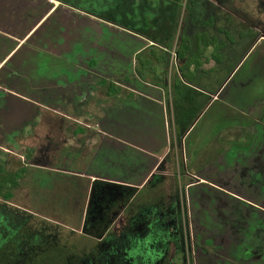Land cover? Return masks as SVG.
I'll list each match as a JSON object with an SVG mask.
<instances>
[{"label": "crops", "instance_id": "obj_1", "mask_svg": "<svg viewBox=\"0 0 264 264\" xmlns=\"http://www.w3.org/2000/svg\"><path fill=\"white\" fill-rule=\"evenodd\" d=\"M88 10L0 0V166L12 162L4 142L35 151L63 178L81 173L85 202L95 178L134 195L185 180L194 263L264 264V36L212 86L205 30L184 59L159 46L158 73L138 59L154 41Z\"/></svg>", "mask_w": 264, "mask_h": 264}, {"label": "flooded vegetation", "instance_id": "obj_2", "mask_svg": "<svg viewBox=\"0 0 264 264\" xmlns=\"http://www.w3.org/2000/svg\"><path fill=\"white\" fill-rule=\"evenodd\" d=\"M6 156L12 162L0 166L2 176L10 171L9 179H0V264H81L83 256L90 258L91 264H101L92 244L95 239L104 240L106 237L109 238L108 249L104 250V254L108 264H141L143 251L147 260L154 259L152 264H160L166 259L165 252L162 254L155 245L150 246V239L144 236L168 235L172 242L174 238L175 241L180 239L176 234L182 235L173 231L178 228L177 218L183 217L179 211L181 204L172 194L164 203L161 189L154 194L155 198L160 195L156 199L158 202L143 207L138 214L142 215L144 210L154 211L150 225L145 219L147 216L144 219L138 216L132 228L116 231L117 221L130 207L134 197L133 188L120 180L95 178L84 210L81 181L76 177L81 173L77 170L72 171L69 178H63L62 174L66 171L61 164L51 170L48 167L51 163L31 162L36 157L35 151L25 153V156L8 151ZM8 180H11V184L6 183ZM41 182L43 186L51 184L52 195H58L60 210L50 206L57 202L56 196L51 197L50 194L53 201L41 205L45 206L43 211L47 214L34 208L29 194L25 193L21 195L22 199H18V193ZM47 192L50 193L51 189ZM45 196L46 193L42 195ZM57 214L63 215L61 219L64 221ZM34 216L43 224L33 221ZM45 222L48 225H44ZM49 225L62 231L61 235L52 233ZM84 236L91 239L86 250L81 244ZM143 244L148 245L147 248H142Z\"/></svg>", "mask_w": 264, "mask_h": 264}, {"label": "rangeland", "instance_id": "obj_3", "mask_svg": "<svg viewBox=\"0 0 264 264\" xmlns=\"http://www.w3.org/2000/svg\"><path fill=\"white\" fill-rule=\"evenodd\" d=\"M79 7L91 9L95 12L102 11L105 14L104 18L106 20L124 27L125 29H130V31L133 30L131 32L137 34L139 32L143 33L154 41L156 45L150 47L148 51H146L144 55H140L138 59L140 62H143L145 66H151L152 64L153 68H155L158 73L164 71L163 64L168 60L167 54L161 50L159 46L172 45L171 48L175 51L179 47L180 37L182 35L190 38V36H194L197 32L205 30L209 40L212 38V43L214 42L215 46L210 45L212 47L211 54L217 59L216 66H214V60L211 61V65L214 66L209 74L212 86H220L226 81L235 71L239 61L246 56L253 41L260 36H264V0H82V2L80 1L79 3ZM98 26V30L103 32L104 27ZM219 29H223V33H221ZM155 56L157 60H155ZM173 68H176V63L174 62ZM188 77H190L194 84L199 83L197 77L195 78L194 75L188 74ZM4 143L6 144L4 148L7 149L4 150L5 153L3 157L5 158L10 148L7 146V142ZM10 151L17 152L15 150ZM19 154L25 156L24 152ZM31 162L36 163L37 160L32 159ZM114 171L115 170H111V172ZM177 173L179 175L180 171ZM9 174L10 171H7L4 176L0 175V179H9ZM51 174L56 175L54 172ZM10 181L11 180H8L6 183L11 184ZM184 182L185 180L183 181V186L178 184L179 186L175 187H157L156 189L150 183L146 185V187L140 188L137 195H133L134 197L132 196L133 199L130 203V207L122 213V216L115 225L116 231L123 228H132L138 216H143V219L147 216L145 219L150 225L152 221L151 217H153L155 212L144 210L142 215H138L142 208L149 206V204H156V202H158L156 199H158L160 195L164 203L169 200L170 194L176 196L181 204V209H179V211L181 210L183 217L181 219L177 218L178 228L173 231L175 233L176 231L182 233V235L176 234L180 236V239L175 241L174 238V241L170 242L171 236L168 235L144 236L150 239V246L155 245L156 249L162 254L165 252L166 259L161 261L160 264H195L193 257V238L191 235V224L193 223H191L188 217L190 216L189 188L184 185ZM52 186H54V183ZM50 187L51 184L48 186L45 184V186H43L42 182L41 184L30 185V187L22 191L21 194L18 193V199H22L21 195L25 193L26 195L29 194L32 196L30 202L34 205V208L42 213H46L43 211V207L45 206L41 207V205L53 201L50 200V194L51 197L56 196L57 201L55 203L56 205L50 206L54 210H60L58 195H52V188ZM50 189L51 192H47ZM160 189L161 194L156 195L155 198L154 194ZM86 191L87 189L84 187L81 192L82 198ZM45 193L46 196L42 197ZM33 195H35L34 198ZM83 199V208L85 210L87 202H85V197ZM49 211L52 212V209H49ZM61 212L63 214L62 210ZM63 215H59L60 219L63 218ZM33 219V221L41 225L43 224V221L37 219V217L34 216ZM61 221L64 220L61 219ZM44 225L48 224L45 222ZM49 226L51 227L52 233H59L61 235L62 231L60 232L55 229L53 227L54 225ZM173 235L176 237L175 234ZM108 239L107 237L104 240L97 238L92 244L95 249L94 254L101 259L99 260L101 264H108L106 254H104V250L108 249ZM90 242L91 239L84 236L81 242L83 250L89 247L88 244ZM147 246L148 245L145 246V244H143L142 248L145 249ZM82 260L81 264H91V259L88 257L83 256ZM153 261L154 259L147 260L143 251L141 264H152Z\"/></svg>", "mask_w": 264, "mask_h": 264}, {"label": "trees", "instance_id": "obj_4", "mask_svg": "<svg viewBox=\"0 0 264 264\" xmlns=\"http://www.w3.org/2000/svg\"><path fill=\"white\" fill-rule=\"evenodd\" d=\"M80 1L82 2V0H71V3L73 4V5H75V6H79V3H80ZM90 13H93V14H96V15H98V16H100V17H102V18H104V16H105V14L101 11V12H95V11H93V10H91V9H89L88 10ZM99 13V14H98ZM220 30V29H219ZM223 31L224 30H220V32L221 33H223ZM206 34V33H205ZM204 34V35H205ZM197 35H199V34H197ZM197 35H195L194 37H193V39L192 38H189L188 36H184V35H182L181 37H180V46H179V48H178V57L180 58V59H184L185 57H186V54L189 52V51H192L193 50V48H194V44H195V41H197V39H204V37L202 38V37H199V36H197ZM206 36V35H205ZM206 43V45H214V42L212 43V38H211V40H209V38H208V40H207V42H205ZM215 46V45H214ZM167 48H169V49H171V47H172V45H168V46H166ZM197 58V57H196ZM195 61H196V59H194ZM187 61H188V59H187ZM181 72H182V75L186 78V79H188V81L190 82L191 81V79L190 78H188L187 77V75L185 74V71L181 68ZM91 175V174H90ZM86 195V194H85ZM84 195V196H85Z\"/></svg>", "mask_w": 264, "mask_h": 264}]
</instances>
